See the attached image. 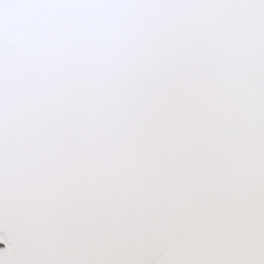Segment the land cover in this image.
<instances>
[{
    "label": "snow or ice",
    "instance_id": "6c2138e0",
    "mask_svg": "<svg viewBox=\"0 0 264 264\" xmlns=\"http://www.w3.org/2000/svg\"><path fill=\"white\" fill-rule=\"evenodd\" d=\"M0 264H264V0H0Z\"/></svg>",
    "mask_w": 264,
    "mask_h": 264
},
{
    "label": "rangeland",
    "instance_id": "374dc122",
    "mask_svg": "<svg viewBox=\"0 0 264 264\" xmlns=\"http://www.w3.org/2000/svg\"><path fill=\"white\" fill-rule=\"evenodd\" d=\"M3 247V245L2 244H0V248H2Z\"/></svg>",
    "mask_w": 264,
    "mask_h": 264
}]
</instances>
